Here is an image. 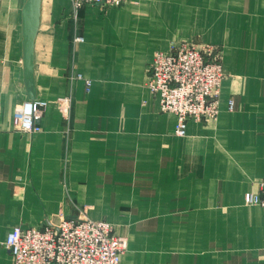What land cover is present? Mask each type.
I'll return each instance as SVG.
<instances>
[{
	"label": "crops",
	"instance_id": "1",
	"mask_svg": "<svg viewBox=\"0 0 264 264\" xmlns=\"http://www.w3.org/2000/svg\"><path fill=\"white\" fill-rule=\"evenodd\" d=\"M137 1L43 0L35 76L48 107L31 135L15 120L29 101L26 0H0V264H13L14 227L86 218L127 237L122 264H264V213L245 203L264 181V0ZM176 39L218 44L227 75L218 120L183 138L144 86Z\"/></svg>",
	"mask_w": 264,
	"mask_h": 264
},
{
	"label": "built area",
	"instance_id": "2",
	"mask_svg": "<svg viewBox=\"0 0 264 264\" xmlns=\"http://www.w3.org/2000/svg\"><path fill=\"white\" fill-rule=\"evenodd\" d=\"M76 8L85 5L121 8L128 0H71ZM183 42L168 52L158 51L148 70L146 88L158 102L161 113L176 118L175 135L187 136L189 122H216L226 72L222 52ZM81 77V76H80ZM92 81L86 80L91 90ZM39 101H28L15 111L21 132L38 134L43 116ZM229 108L233 109L231 102ZM261 194H247V205L260 206L264 213V181ZM128 240L112 224L92 219H63L57 227H14L5 240L13 264H122Z\"/></svg>",
	"mask_w": 264,
	"mask_h": 264
},
{
	"label": "water",
	"instance_id": "3",
	"mask_svg": "<svg viewBox=\"0 0 264 264\" xmlns=\"http://www.w3.org/2000/svg\"><path fill=\"white\" fill-rule=\"evenodd\" d=\"M43 0H26L22 8V63L24 85L29 101H36L35 45L42 20Z\"/></svg>",
	"mask_w": 264,
	"mask_h": 264
},
{
	"label": "rangeland",
	"instance_id": "4",
	"mask_svg": "<svg viewBox=\"0 0 264 264\" xmlns=\"http://www.w3.org/2000/svg\"><path fill=\"white\" fill-rule=\"evenodd\" d=\"M70 3H71V5H72V7L75 9V10H77V9H80L81 7H83V6H81V7H79V8H76V6H75V4L70 0ZM138 5V1L137 0H128V2H127V4L126 5ZM126 5H124V6H126ZM85 6H92V5H85ZM123 6V7H124ZM122 7V8H123ZM113 9H119V8H113ZM121 9V8H120ZM83 39L82 38H77L76 39V41L77 42H80V41H82ZM174 42L175 43H171V45H170V48H168L166 51H162V52H168V51H170V50H172L173 49V47L174 46H177V45H179V44H182L183 42H191V43H194V44H196V45H201V46H203V48H207L206 46H208V47H212L214 50H215V47H217L218 49H219V46H218V44H215V43H206V42H199V41H196V40H194V39H192V40H184L183 41V39H176V40H174ZM219 51H220V49H219ZM158 52V51H157ZM157 52H155V54L157 53ZM155 54H154V56H155ZM154 56H153V58H154ZM223 56V55H222ZM152 61H153V59H152ZM151 61V62H152ZM151 64V63H150ZM150 64H149V66H150ZM149 66H148V70H149ZM78 76H81V75H78ZM146 84H147V78H146V81H145V84H144V86H145V89L148 91V89L146 88ZM92 86H93V81H92ZM87 91V90H86ZM91 92V90H88L87 91V94H89ZM149 92V91H148ZM36 101H38V98H37V100ZM41 104H42V106H43V108H42V111L43 112H45V110L47 109V107H48V103L47 102H45V101H39ZM59 103H60V105L62 106V107H64V106H66V105H68L67 103H68V100L67 99H64V98H61V99H59ZM145 104V103H144ZM62 220L63 219H61V221L59 222V224L62 222ZM113 226V225H112ZM125 237V236H124ZM127 238V237H126ZM128 240V239H127Z\"/></svg>",
	"mask_w": 264,
	"mask_h": 264
},
{
	"label": "bare ground",
	"instance_id": "5",
	"mask_svg": "<svg viewBox=\"0 0 264 264\" xmlns=\"http://www.w3.org/2000/svg\"><path fill=\"white\" fill-rule=\"evenodd\" d=\"M129 244V243H128ZM129 246V245H128Z\"/></svg>",
	"mask_w": 264,
	"mask_h": 264
}]
</instances>
